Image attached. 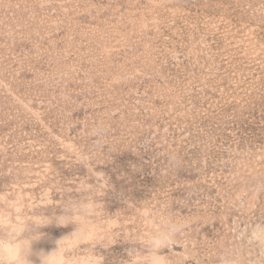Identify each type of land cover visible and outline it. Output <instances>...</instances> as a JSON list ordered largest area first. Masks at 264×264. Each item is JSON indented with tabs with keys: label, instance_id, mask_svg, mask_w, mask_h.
I'll return each instance as SVG.
<instances>
[{
	"label": "rangeland",
	"instance_id": "obj_1",
	"mask_svg": "<svg viewBox=\"0 0 264 264\" xmlns=\"http://www.w3.org/2000/svg\"><path fill=\"white\" fill-rule=\"evenodd\" d=\"M101 123L102 144L89 135ZM104 177L119 236L97 248L103 264L139 250L123 238L166 196L194 217L164 250H194L185 264H216L234 226L264 215L250 192L264 180V0H0V191L31 213ZM40 231L33 264L74 226Z\"/></svg>",
	"mask_w": 264,
	"mask_h": 264
},
{
	"label": "clouds",
	"instance_id": "obj_2",
	"mask_svg": "<svg viewBox=\"0 0 264 264\" xmlns=\"http://www.w3.org/2000/svg\"><path fill=\"white\" fill-rule=\"evenodd\" d=\"M107 131V126L101 123L91 128L89 135L98 138L97 142L102 144ZM168 159L170 164H177L175 156ZM89 178L80 179L76 184L79 198L69 197L59 205L52 204L31 213L15 211L21 206L16 190L9 189L8 195L0 191V195L4 196L0 199V264H33V245L44 236L40 229L53 223L58 227L73 225L74 231L57 241L54 251L36 254L39 264H103V257L97 254V248H109L112 246L109 241L116 240L119 234L111 231L113 215L106 211L102 202L109 189L107 179L104 177V187L96 179L90 183ZM60 187L64 194L72 191L71 188ZM250 192L254 198L264 193V180L255 184ZM174 203L182 206L183 202L166 196L161 205L149 214L150 229L138 230L134 235L123 238L125 242L139 245V250L136 247L130 249L125 264H185V257L196 259L197 253L187 247L179 257L164 254L165 249H173L187 238L194 223V217L177 214L173 210ZM57 206L61 209L60 215L46 214L50 207ZM136 215L142 218L143 209L137 207ZM233 230L235 241L219 249L216 264H264V215L252 223H237ZM252 249H255L254 256L249 255Z\"/></svg>",
	"mask_w": 264,
	"mask_h": 264
},
{
	"label": "bare ground",
	"instance_id": "obj_3",
	"mask_svg": "<svg viewBox=\"0 0 264 264\" xmlns=\"http://www.w3.org/2000/svg\"><path fill=\"white\" fill-rule=\"evenodd\" d=\"M48 244H50V243L48 242ZM33 250H34V248H33ZM36 250H37V246H36V249L34 250V253H36ZM49 250H50V248L47 249V253H49Z\"/></svg>",
	"mask_w": 264,
	"mask_h": 264
}]
</instances>
